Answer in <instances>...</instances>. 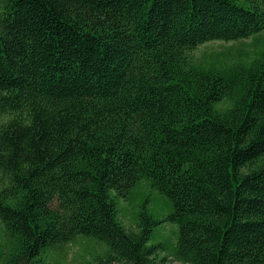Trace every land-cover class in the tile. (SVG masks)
I'll list each match as a JSON object with an SVG mask.
<instances>
[{"label": "trees", "instance_id": "1", "mask_svg": "<svg viewBox=\"0 0 264 264\" xmlns=\"http://www.w3.org/2000/svg\"><path fill=\"white\" fill-rule=\"evenodd\" d=\"M260 32L264 0H0L3 264L80 234L109 248L85 264L165 263L163 220L182 264H264V46L190 57ZM142 178L171 212L146 200L126 227L116 197Z\"/></svg>", "mask_w": 264, "mask_h": 264}, {"label": "rangeland", "instance_id": "2", "mask_svg": "<svg viewBox=\"0 0 264 264\" xmlns=\"http://www.w3.org/2000/svg\"><path fill=\"white\" fill-rule=\"evenodd\" d=\"M264 35H257L235 40H212L199 44L190 52L191 60L205 64L225 65L234 61H248L264 46L258 39ZM258 37V38H257ZM220 106L228 105L223 101ZM113 193V191H111ZM146 202L149 213L155 218L163 219L171 212V206L166 197L153 189L149 180L142 178L131 189L126 197H116L117 216L126 227H133L137 222V215L141 204ZM178 235V225L175 222L163 220L158 223L150 236L148 244H162L159 256L166 255L167 261L161 264H182L173 256V250ZM13 246V240L0 220V250L6 255ZM109 252L107 244L89 235H77L71 241L57 243L47 247L40 257L45 264H85ZM0 264L3 259L0 258Z\"/></svg>", "mask_w": 264, "mask_h": 264}]
</instances>
